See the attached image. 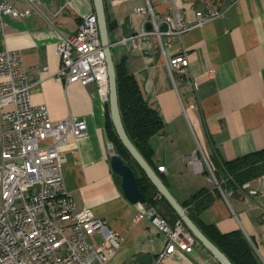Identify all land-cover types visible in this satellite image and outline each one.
Here are the masks:
<instances>
[{
    "label": "crops",
    "instance_id": "crops-1",
    "mask_svg": "<svg viewBox=\"0 0 264 264\" xmlns=\"http://www.w3.org/2000/svg\"><path fill=\"white\" fill-rule=\"evenodd\" d=\"M13 1L20 9L30 8L31 14L2 15L0 51H22L27 76L34 83L33 101L45 104L53 119L76 116L87 121L85 136L69 137L63 173L76 207L88 206L107 220L97 241L101 244L113 235L122 240L106 264H153L166 246V236L150 220H134L151 204L130 201L116 181L110 164L114 149L105 129L108 99L98 92L96 82L67 83L57 75V44L77 30L83 16L95 13L94 0ZM149 4L159 17L177 7L182 16L194 19L197 10L214 3L104 0L106 18L114 22L108 30L114 62L124 59L146 103L165 123L150 137L154 155L149 163L187 212L193 194L208 189L214 199L199 217L221 232L242 230L264 264V199H243L238 189L228 187L222 165V160L264 148V0H221V5L215 4L222 16L169 42L165 33L152 32L147 14L137 12ZM182 52L188 54L189 66L175 83L167 62ZM208 164L216 169L224 192L204 173ZM160 165L165 171L158 169ZM166 216L173 220L170 208ZM161 264L220 263L199 242L189 252L177 248Z\"/></svg>",
    "mask_w": 264,
    "mask_h": 264
},
{
    "label": "built area",
    "instance_id": "built-area-1",
    "mask_svg": "<svg viewBox=\"0 0 264 264\" xmlns=\"http://www.w3.org/2000/svg\"><path fill=\"white\" fill-rule=\"evenodd\" d=\"M137 12L147 14L152 32L165 33L168 42L223 15L213 4L205 11L197 10L194 19L182 16L177 7L162 17L151 4L138 7ZM3 14L25 17L31 9H20L13 0H0V18ZM161 23L166 29L162 30ZM57 51L61 58L57 74L65 82H96L98 92L108 98L107 65L95 13L83 16L77 30L60 39ZM167 65L178 82L181 78L177 76L182 77L188 69V54L171 56ZM33 86L22 51H0V264H106L120 241L115 235L103 245L97 241L96 235L107 220L97 217L88 206L76 207L63 173L69 137L85 136L87 121L76 116L53 119L45 104L33 101ZM158 169L165 171V165ZM238 190L243 199H264V173ZM143 219L167 237L153 264H161L177 248L189 252L199 243L181 219L169 223L156 206L136 213V221Z\"/></svg>",
    "mask_w": 264,
    "mask_h": 264
},
{
    "label": "trees",
    "instance_id": "trees-1",
    "mask_svg": "<svg viewBox=\"0 0 264 264\" xmlns=\"http://www.w3.org/2000/svg\"><path fill=\"white\" fill-rule=\"evenodd\" d=\"M212 1L221 5V0ZM107 26L109 31L114 27V22L108 16ZM115 68L118 100L125 129L142 155L148 162H151L154 150L149 140L150 137L164 129V120L156 110L146 103L141 87L135 75L126 67L124 59L115 62ZM105 129L108 138L113 144L114 151L118 152L125 162L134 169L139 187L145 195L146 201L153 206H157L161 200H165L145 170L122 143L110 116L109 99L106 102ZM222 165L228 176L226 180L227 186L236 191L244 182L253 180L264 173V148L232 160H222ZM208 172L207 169L204 170V173ZM215 173L217 175V171ZM114 175L120 187V176L116 173ZM218 181H220L219 178ZM213 199L214 196L206 188H201L195 192L190 201L191 205L188 207L189 216L234 264H261L253 244L242 230L236 229L229 232H221L215 225L207 224L199 217L200 213L212 203ZM168 206L172 212L173 221L180 219L178 213L169 203ZM165 217L170 219L168 216Z\"/></svg>",
    "mask_w": 264,
    "mask_h": 264
},
{
    "label": "water",
    "instance_id": "water-1",
    "mask_svg": "<svg viewBox=\"0 0 264 264\" xmlns=\"http://www.w3.org/2000/svg\"><path fill=\"white\" fill-rule=\"evenodd\" d=\"M94 5L100 40L106 58L110 116L122 143L129 150L132 157L145 170L148 177L156 185L159 193L165 198L163 201L164 203L160 202L157 204L159 211L166 216L169 209V203L178 213L180 219L190 230V232L194 234V236L214 255L216 259H218L220 264H234L230 258L200 229V227L189 216L187 210L178 202L170 189L166 186L160 177V174L154 169V167L151 166V164L146 160V158L142 155V153L129 137L122 120L119 106L116 68L111 49V43L109 40L104 0H94ZM110 164L112 170L120 176V186L124 195L132 202H145L146 197L139 187L137 176L132 166L126 163L122 156L116 151H113L110 156ZM170 221L173 222L172 219Z\"/></svg>",
    "mask_w": 264,
    "mask_h": 264
},
{
    "label": "rangeland",
    "instance_id": "rangeland-1",
    "mask_svg": "<svg viewBox=\"0 0 264 264\" xmlns=\"http://www.w3.org/2000/svg\"><path fill=\"white\" fill-rule=\"evenodd\" d=\"M209 2H211V3H216V2H214V1H212V0H208ZM97 27H98V25H97ZM98 32H99V30H98ZM99 39H100V35H99ZM100 42H101V40H100ZM102 45V44H101ZM103 48V47H102ZM104 52V51H103ZM105 61H106V58H105ZM58 75V74H57ZM59 76V75H58ZM61 77V76H60ZM61 78H63V77H61ZM63 80L65 81V79L63 78ZM108 99V98H107ZM112 149H114V148H112ZM209 169L208 170H210L208 173H209V177H210V179H212L214 182H215V184H216V186L220 189V190H222V192H224L223 191V186H222V182L221 181H218V178H217V175H216V171H215V169H212V167L209 165ZM151 206H153V205H151ZM157 207V206H156ZM158 208V207H157ZM161 213V212H160ZM162 214V213H161ZM136 215V214H135ZM163 215V214H162ZM164 217H165V215H163ZM166 218V217H165ZM167 219V218H166ZM134 220H135V216H134ZM168 220V222L169 223H173V222H171L170 220L171 219H167ZM136 221V220H135ZM141 221V220H140ZM136 222H139V221H136ZM155 226V225H154ZM156 227V226H155ZM156 229H157V227H156ZM158 230V229H157ZM159 231V230H158ZM160 233H162L161 231H159ZM162 234H164V233H162ZM165 235V234H164ZM194 235V234H193ZM166 236V235H165ZM117 237V236H116ZM196 238V237H195ZM117 239H119V241H120V245H121V243H122V240L119 238V237H117ZM198 240V239H197ZM199 241V240H198ZM200 242V241H199ZM103 243L104 242H101V244L103 245ZM166 243H167V237H166ZM120 245H119V247H120ZM118 247V248H119ZM117 248V249H118ZM164 250V249H163ZM163 250H161L159 253H161ZM115 253H116V251L114 252V254H113V256L115 255ZM159 253H158V255H159ZM157 255V256H158ZM112 256V257H113ZM112 257H110V259L112 258ZM163 261V260H162ZM162 263V262H161Z\"/></svg>",
    "mask_w": 264,
    "mask_h": 264
},
{
    "label": "bare ground",
    "instance_id": "bare-ground-1",
    "mask_svg": "<svg viewBox=\"0 0 264 264\" xmlns=\"http://www.w3.org/2000/svg\"><path fill=\"white\" fill-rule=\"evenodd\" d=\"M207 6H208V5H207ZM209 7H210V6H209ZM209 7H208V8H209ZM213 7H218V6H217L216 4H213Z\"/></svg>",
    "mask_w": 264,
    "mask_h": 264
}]
</instances>
